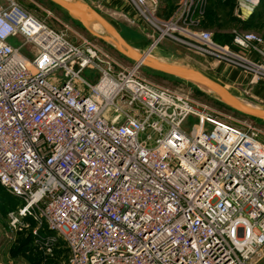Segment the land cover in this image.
<instances>
[{"label": "built area", "instance_id": "obj_1", "mask_svg": "<svg viewBox=\"0 0 264 264\" xmlns=\"http://www.w3.org/2000/svg\"><path fill=\"white\" fill-rule=\"evenodd\" d=\"M127 1L264 79L259 33L236 29L220 44L166 21L160 0ZM206 1L192 0L200 9L189 22ZM238 1L245 15L260 0ZM140 66H117L90 40L72 41L19 0H0V185L20 200L10 227L32 220L49 232L39 247L52 253L62 240L69 264H252L264 249V137L142 78ZM190 115L193 133L183 128Z\"/></svg>", "mask_w": 264, "mask_h": 264}, {"label": "rangeland", "instance_id": "obj_2", "mask_svg": "<svg viewBox=\"0 0 264 264\" xmlns=\"http://www.w3.org/2000/svg\"><path fill=\"white\" fill-rule=\"evenodd\" d=\"M19 1L37 16L45 19L55 29L66 30L72 41L79 43L85 38L90 40L102 52L110 56L117 66L131 68L136 65L135 61L129 59L118 51L111 41L103 39L96 35L97 33L95 34L93 32H100L103 30V28L95 21H91L89 24H84L81 20L72 16L65 9L56 5L51 0ZM79 1L87 3L89 6L104 15L138 52H148L150 57L165 63L199 70L212 79L222 83L224 86L226 85L225 87L248 105L261 108L264 107V79L256 78L251 73L224 62L219 63L218 65L213 64L214 57L199 51L185 42L189 41V35L186 32L170 30L167 27L173 26L171 24H158L160 25L158 28L150 19L141 17L127 0ZM212 1L213 0L206 1L205 7L197 13L198 16L194 18L193 23L189 22V18L187 19V17L200 9V7L197 9L194 7V4L190 7L192 0H175L177 4L172 11L173 14L166 13V16L162 17L166 21L170 18H172L173 21L179 18L181 23H186L184 26H188L189 30L210 31L217 43L231 44L234 31L237 28L228 35L227 33L219 32V30H211L206 26V23L210 21L211 17L214 19L216 18L217 8L215 9V1ZM230 2L234 3V13L239 19L238 22L241 23V18L238 17L242 15L239 1L230 0ZM255 15L257 17L264 16V0L259 1ZM165 31H169L170 34H165ZM248 31L256 32L264 36V33L262 32L255 30ZM139 75L156 85L166 87L175 93L187 96L197 103L207 105L222 119L234 125L242 127L246 124H253L258 128L261 136L264 137L263 120L250 117L234 110L220 100L216 94L199 83L163 74L149 69L144 65L140 66ZM83 76L95 82L98 74L93 73L92 69H86L83 72ZM231 79H237L239 84L236 85L235 83V86L232 85L230 83ZM198 124V117L190 115L185 120L183 128L187 132L193 133L198 127ZM149 132L150 130L142 133L141 137L145 138ZM157 136V133L153 134L154 139L157 138ZM18 202H20L18 198L16 199L10 192L0 186V233L3 239L2 243L5 241L11 243L8 256L13 264H69V251L68 254L62 255V260L58 261L54 258L55 251L47 253L39 247L36 239L38 234H43L42 230L38 231V233L32 230L35 228L32 226H20L18 228L10 227L8 213L17 208ZM28 230H31V235L33 236L32 245H28L25 242L28 238ZM3 233L5 237L3 236ZM32 254H34L36 260H31ZM252 264H264V249L253 258Z\"/></svg>", "mask_w": 264, "mask_h": 264}, {"label": "water", "instance_id": "obj_3", "mask_svg": "<svg viewBox=\"0 0 264 264\" xmlns=\"http://www.w3.org/2000/svg\"><path fill=\"white\" fill-rule=\"evenodd\" d=\"M51 1L65 9L72 16L81 20L84 24H86V20L88 19H92L100 23L103 28H105L110 34L108 38L112 40L113 44L116 46L118 51H120L124 56L128 57L129 59L135 61L136 64L144 65L149 69L163 74L199 83L208 88L214 94H216L220 98V100H222L226 105L233 108L234 110L246 114L250 117L264 121V107L261 108L248 105L238 96L232 93L222 83L212 79L205 73L196 69L186 68L179 65L159 61L155 58L150 57L148 55V52H138L135 48H133V46H131V44L121 34V32L104 15L89 6L87 3H84L79 0H77L75 3L69 0ZM98 36L103 39H107V37H103L100 35Z\"/></svg>", "mask_w": 264, "mask_h": 264}, {"label": "crops", "instance_id": "obj_4", "mask_svg": "<svg viewBox=\"0 0 264 264\" xmlns=\"http://www.w3.org/2000/svg\"><path fill=\"white\" fill-rule=\"evenodd\" d=\"M222 4L223 2H230V0H219ZM233 2V1H232ZM176 2L175 0H160V4H159V9H158V13L159 15L165 17L166 16V13L167 14H173V10L175 9V6H176ZM234 3H231V7H230V12L229 14L230 15H227L221 10H219L217 13H216V18L214 19V23H213V27H207L211 30H219V32H223V33H227L228 35L232 33V31H234V29H241V26H242V22H245L249 19V17H252L255 15V11L256 9L258 8V6L252 11V12H247L245 15H241V16H238L239 18H241V23L238 22V18L236 17L235 13H234V6H233ZM172 12V13H171ZM232 19V20H230ZM225 23V24H224ZM145 53V52H143ZM219 63H223L217 59L214 58L213 60V64H216L218 65ZM231 84L235 86V83L236 85L239 84L237 79L233 80L231 79L230 80ZM234 82V83H233ZM226 86V85H225ZM15 197V196H14ZM17 199V197H15ZM20 202H18V206H19ZM31 222V225L29 226H32V227H35V223L32 221V220H29ZM36 227L32 230L35 231ZM49 233L48 231H43V234H47ZM28 234V238L26 239V244L28 245H32L33 243V236L31 235V230H28L27 232ZM3 236H4V233H3ZM5 237V236H4ZM2 235L0 233V264H13V262L9 259L10 257L8 256V251H9V247L11 245V243H9L8 241H5L4 243H2ZM56 253H55V256L54 258H56V260L60 261L62 260V255L63 254H68V249L66 247V245L64 244V242L62 240H60L58 242V245L55 246L54 250ZM31 260H36V257L34 256V254H32L31 256ZM39 263V262H38Z\"/></svg>", "mask_w": 264, "mask_h": 264}, {"label": "trees", "instance_id": "obj_5", "mask_svg": "<svg viewBox=\"0 0 264 264\" xmlns=\"http://www.w3.org/2000/svg\"><path fill=\"white\" fill-rule=\"evenodd\" d=\"M214 1H215V6H216L215 9L217 8L216 9L217 12L223 8L221 12H223L227 15H230L229 10H230V7L232 6L231 2L228 1V2H225L222 4L219 0H213L212 2H214ZM230 20H232V19H230ZM213 23H214V18L211 17L210 21L208 23H206V26L207 27H213ZM241 28L243 30H255V31L264 33V16L257 17L256 15H254V16L250 17L247 21L242 23Z\"/></svg>", "mask_w": 264, "mask_h": 264}, {"label": "bare ground", "instance_id": "obj_6", "mask_svg": "<svg viewBox=\"0 0 264 264\" xmlns=\"http://www.w3.org/2000/svg\"><path fill=\"white\" fill-rule=\"evenodd\" d=\"M69 1H71V2H76V1H72V0H69ZM91 21L92 22H94L95 20H90V19H88V20H86V23L87 24H89V23H91ZM97 24H99L102 28H103V26L100 24V23H98L97 21H95ZM94 33H97L98 35H100V36H103V37H107V39L109 40V41H111L112 42V40L111 39H109L108 37L110 36V34L108 33V31L105 29V28H103V30H101L100 32H97V31H93ZM112 38H114V37H112ZM113 43V42H112ZM201 85V84H200ZM203 86V85H202ZM205 87V86H204ZM206 88V87H205ZM206 89H208V88H206ZM209 90V89H208Z\"/></svg>", "mask_w": 264, "mask_h": 264}]
</instances>
